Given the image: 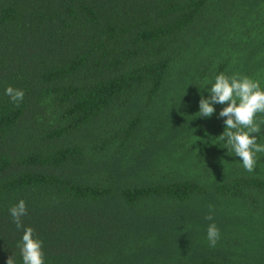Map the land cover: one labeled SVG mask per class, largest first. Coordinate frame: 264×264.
Here are the masks:
<instances>
[{
	"label": "trees",
	"instance_id": "16d2710c",
	"mask_svg": "<svg viewBox=\"0 0 264 264\" xmlns=\"http://www.w3.org/2000/svg\"><path fill=\"white\" fill-rule=\"evenodd\" d=\"M221 73L264 90V0H0V264L26 227L45 264H264V153L198 113Z\"/></svg>",
	"mask_w": 264,
	"mask_h": 264
},
{
	"label": "clouds",
	"instance_id": "9594fccd",
	"mask_svg": "<svg viewBox=\"0 0 264 264\" xmlns=\"http://www.w3.org/2000/svg\"><path fill=\"white\" fill-rule=\"evenodd\" d=\"M210 98L203 96L199 101L200 117L210 118L215 113L214 105H226L219 112L224 119L225 129L216 137L218 141H226V147L233 150L235 155L243 163L248 172H253L257 165V154L264 153V144L257 141V135L261 132L260 123H257L258 114H264V90L259 81L247 76L234 74L231 77L221 73L215 77V82L210 89ZM11 101L19 106L23 101L25 92L9 86L5 90ZM10 215L17 227H23L22 217L27 215V207L24 200L10 208ZM214 211L209 205V215L205 219L213 220ZM220 239V230L215 223L207 228V240L211 247H215ZM23 264H45L43 241L36 238L35 230L31 227L23 228L22 241L18 244ZM6 264H15L13 256L7 259Z\"/></svg>",
	"mask_w": 264,
	"mask_h": 264
}]
</instances>
